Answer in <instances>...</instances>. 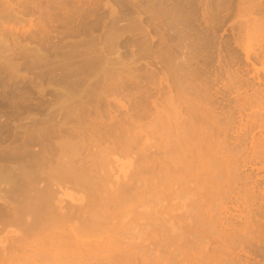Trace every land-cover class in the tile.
<instances>
[{"label":"rangeland","instance_id":"rangeland-1","mask_svg":"<svg viewBox=\"0 0 264 264\" xmlns=\"http://www.w3.org/2000/svg\"><path fill=\"white\" fill-rule=\"evenodd\" d=\"M262 31L264 0H0V166L84 140L117 225L61 248L7 227L0 264H264Z\"/></svg>","mask_w":264,"mask_h":264},{"label":"bare ground","instance_id":"bare-ground-1","mask_svg":"<svg viewBox=\"0 0 264 264\" xmlns=\"http://www.w3.org/2000/svg\"><path fill=\"white\" fill-rule=\"evenodd\" d=\"M262 33H263L262 35L264 38V31H262ZM63 109L64 108H62V110ZM61 128H64V126L59 127V130H57V131L60 132ZM71 128L73 129V127H71ZM32 130H34V129H32ZM26 131H28V130H26ZM29 131L32 132L31 130H29ZM64 131H63V134H64ZM72 132H73V130H72ZM76 133H77V130H76ZM78 133H77V135H78ZM80 134H81V132H80ZM74 135H75V133H74ZM74 135H71L72 136L71 139L75 138ZM56 136L58 137V135H56ZM44 137H45V135H44ZM82 138H83V136H82ZM38 139H40V138H38ZM65 139L66 140H62V138H61V141H63V143H61V141H60L61 144L57 145V147L54 144L55 150L58 153L57 161H54L56 163V165L51 166V164H50V166H48V168L46 170L44 168L46 167L47 163H49L47 161L49 157L46 158L43 156L41 157L40 160L38 158L39 161L38 160L36 161L35 158L33 157L34 160H31L30 162L25 164L23 167H21V166L17 167L16 166L15 168H13V167L9 168V167H6L5 165L0 166V194L3 192V194L0 195V203L2 202V203L6 204V198H8L9 196H15L17 198V206L14 207L12 210L9 207H7L6 211H4V209L0 208V232L2 230L5 231L7 229V227H13L12 229L16 228L17 230H15V232L17 231L19 234V231H20V234L22 233V235H24L26 237L23 244L15 241L19 245L21 244L22 247L28 246L27 245L28 244L27 238H28V240H30L29 237H31L32 240H33V238H34V240L35 239L38 240V237L40 239V238L45 236L44 238H46L51 244H53L55 248L56 247L61 248L63 246L62 244L66 243V241H70L71 237L75 233H107L108 232V231H106L107 229L113 228V226L111 224H114V227L116 229L117 225H115L114 222L112 223L111 218L109 219V217H107L106 214L103 212L104 211L103 209H105V211H107V210L111 211L109 209V207H111L110 204H112L113 201H110V200H109L110 202L105 201L104 199H102L100 197L101 198L100 201L102 202V203H100V201L96 202L94 199L95 195L96 196L99 195V193H97L99 191V189L97 187H95L94 180L97 179V177H98L97 174H99V171L102 172V169H103V165L101 164L102 161L100 160V158H99L100 163H96V162H90L89 163L88 161H86L84 159L79 160L78 157L79 156L81 157V154L79 155V151L82 150L84 147H86V143L84 142V140H83V142L81 140H78V142H73L72 140H68L69 137H67ZM80 139H81V137H80ZM24 140H25V138H24ZM32 140H34V138H32ZM41 141H43V140H41ZM79 141H81V142H79ZM48 142H49V139H48ZM46 145H44V146H46ZM26 149H24V151H26ZM45 149H46V147H45ZM38 150H39V148H38ZM28 151H29V149H28ZM41 151H42V149H41ZM57 153H55V154L57 155ZM1 154H0V156H1ZM5 155H6V151H5ZM18 155H20V153ZM37 155H38V153H37ZM42 155H44V154H42ZM52 155H53V153H52ZM56 155H54V158ZM47 156H48V154H47ZM102 160H103V158H102ZM104 162H106V161H104ZM7 166H10V165H7ZM121 166H119V169L121 168ZM122 168H123V166H122ZM122 172L123 171H121L119 173H122ZM1 185L3 188H1ZM4 185L6 186L5 187L6 189L4 188ZM7 186H8V188H7ZM54 187H56L58 190L61 189L60 193L63 192V195L60 194V198L63 197V198L69 199V201L71 202L69 205L64 204V203H63L64 205L63 204L61 205V203H62L61 201L63 199L60 200V203L57 200L58 203H56L57 192L54 190ZM19 188H21V190H22V196H21V194H17V192L19 191ZM70 188H77L79 193H80V191H81V193H85L84 196L86 195L89 198V201L87 199V202L82 204L81 199H76L66 192V190L70 189ZM68 191H70V190H68ZM71 191H73V189ZM125 191H127V190H125ZM89 192H91V195ZM109 193H107V194H109ZM58 194H59V192H58ZM116 194H117V192H116ZM65 201H66V199H65ZM13 202H15V201H13ZM115 205L116 204H114V206ZM116 206L118 207V204ZM62 207H63V209L65 207V209H64V211L66 210L65 212L62 210ZM112 207H113V205H112ZM8 209L10 211H7ZM118 210H119V207H118ZM116 211H117V209H114L115 213H116ZM112 214H113V211H112ZM113 218L114 217H112V219ZM123 220L124 219H122L120 221L123 222ZM113 221H114V219H113ZM110 222H111V224H110ZM119 222L117 224H122L121 222L120 223ZM103 223L105 224V226H103ZM125 223L129 224L128 221ZM75 225H78L79 228H81V229H77L75 227ZM127 226H129V225H127ZM118 227H120V231H121L122 227L121 226H118ZM123 228H124V226H123ZM9 229H11V228H9ZM133 229L134 228H131V230H133ZM136 229H138V228H136ZM124 230L126 231V229H124ZM114 231H116V230H114ZM135 231H137V230H135ZM112 233H114V232H112ZM122 233H123V229H122ZM127 233H129V232H127ZM132 233H135V232L132 231ZM15 234L16 233H14V235ZM18 234L15 235V236H17L16 237L17 239H18ZM22 235H19V237H21ZM0 236H2V235H0ZM9 237H11V236H9ZM12 238H13V236H12ZM78 238L82 239V237H80V236H78ZM20 241H21V238H20ZM77 241L79 242V240H77ZM85 241H86V239H85ZM8 242L9 241H7V244L4 245V247L6 246V248H7V245L9 246L10 242L9 243ZM22 242H23V240H22ZM29 242H31V241H29ZM32 242H31V244H32ZM97 244H98V241L95 243V245H97ZM29 245H30V243H29ZM79 245L86 247V242L80 241ZM13 247H14V244H13ZM11 248H12V245H11ZM16 249H17V247H16ZM7 250L9 251V248ZM56 250H55V252H56ZM18 251L19 250L14 251V253L16 254V252L18 253ZM38 251H39V249H38ZM38 251L36 250L35 255ZM40 253L41 252H39L38 256L39 255L41 256ZM4 254L6 256V253H4ZM7 254H8V252H7ZM26 255H27V253H26ZM35 255H34V258H35ZM13 256L14 255H12V257L10 258L11 260H12ZM31 258H32V256H30V260H31ZM5 259H7V257H5ZM22 262H25V258ZM4 263L6 264L5 261H4Z\"/></svg>","mask_w":264,"mask_h":264}]
</instances>
